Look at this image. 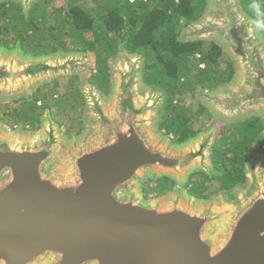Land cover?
Listing matches in <instances>:
<instances>
[{"label":"water","instance_id":"1","mask_svg":"<svg viewBox=\"0 0 264 264\" xmlns=\"http://www.w3.org/2000/svg\"><path fill=\"white\" fill-rule=\"evenodd\" d=\"M14 1L27 15L33 0ZM178 39L218 42L237 73L224 90L195 91L218 121L183 143L158 130L163 94L143 85L135 54L113 63L108 102L83 90V135L68 139L48 109L37 130L0 125V264H264V165L249 159L232 197L185 188L194 171L212 174L219 122L264 112V34L238 0H206ZM89 60L0 46V100L84 73ZM162 176L173 188L146 197L144 181Z\"/></svg>","mask_w":264,"mask_h":264},{"label":"trees","instance_id":"2","mask_svg":"<svg viewBox=\"0 0 264 264\" xmlns=\"http://www.w3.org/2000/svg\"><path fill=\"white\" fill-rule=\"evenodd\" d=\"M41 1L44 4L33 2L27 15L18 2H0V34L8 36L14 33L16 38L12 45L5 38H0V46L13 48L18 44L23 53L35 56L58 51L92 53L100 67L89 76V82L103 93L110 90L108 73L100 69L103 62L116 56L120 50L140 55L144 86L163 94L164 113L159 115L158 130L173 143H183L203 129V126L195 127L193 124L197 114L208 113L195 91L213 90L233 77V64L230 59H223L225 53L218 42L178 39L184 27L201 17L206 0ZM247 1H256L257 6H263L258 14L244 9L260 27L264 26V0ZM94 2H97L96 7L92 5ZM86 34H90L91 38ZM55 41L58 42L53 43ZM47 46L53 50L42 54L35 52ZM200 63L203 67L199 66ZM74 82H70L68 90L58 97H54V91L50 89L45 96L31 94L27 98L19 97L15 101H21V107L18 112L11 111L10 114L23 121L21 128L37 130L45 109L52 113L53 106H66L71 99L74 103H84L81 90ZM185 93L194 98L197 111L187 112L192 105L187 108L181 105ZM240 128L241 133L236 129L220 133L211 148L212 174L199 170L191 173L185 183L189 194L202 199L218 194L232 197L233 190L244 185V168L251 159L249 151L253 143L260 140L264 121L255 116L246 117ZM64 134L74 136L69 130ZM207 181L212 183L206 184ZM155 182V187L151 189L158 195L171 190L174 185V181L165 176Z\"/></svg>","mask_w":264,"mask_h":264},{"label":"rangeland","instance_id":"3","mask_svg":"<svg viewBox=\"0 0 264 264\" xmlns=\"http://www.w3.org/2000/svg\"><path fill=\"white\" fill-rule=\"evenodd\" d=\"M6 1H14V0H6ZM36 1H38V2H36ZM238 1L241 5L243 11L246 13V15H249V14L246 12L245 9H247L250 12H253L255 14H258L260 12V10H262V8H263V6H257L255 0H254L255 2L247 1V0H238ZM0 2H5V0L0 1ZM16 2H18V1H16ZM33 2H36L38 4H39V2H41L42 4H44V2H42L41 0H33ZM55 3L59 4L58 1H56ZM45 5H47V4H45ZM92 5H94L96 7L97 2H94ZM7 20L8 19H6L5 21H7ZM184 28H186V27H184ZM258 28L264 34V26L260 27L258 25ZM86 35L91 38L90 34H86ZM0 38L1 39L5 38L6 40H8L9 45H12L16 41L14 33H10L8 36H3V34H0ZM32 39H33V37H32ZM66 40H68V39H66ZM56 42H58V41H55L53 43H56ZM53 43H51V44H53ZM51 50H53L51 48V46H50V48H49V46H47V48L42 49V50L36 49L35 52L36 51L41 52L40 54H42V53H49V52H51ZM119 52L120 51H118V53ZM121 52H123V53L120 56L117 53L116 56L109 57L106 61L103 62V65L100 68L101 70H104L105 73H108L109 81H110V83H109L110 88H111L112 82L114 80V73H113V69H112L113 63L114 62L116 63V61L117 62L118 61L124 62L125 59L128 57V55H133V54H128L122 50H121ZM224 53H225L226 57L224 56L223 59H226V60L229 59L230 57L225 50H224ZM88 54L90 55V60H89L90 62H89L88 68L84 73L79 74L78 78H70V76L55 77V78L51 79L50 81L45 82V85L41 84L42 86L40 85L41 87H39L38 90H36V92L31 89L29 93L22 94V96L21 95H18V96L19 97L25 96L26 98L31 96V94H33L34 96H38V97L45 96L47 90L50 89L51 91H54V97H58L60 95H64V93L68 90L69 83L74 82V81H75L74 85L77 86V88H79L81 90V93H82L83 90H85V87L87 85H90L89 84L90 83L89 82V76L92 73H94L96 70H99L98 68L100 67V64L98 62H96L94 55L92 53H88ZM140 64H142V59L139 62V65ZM236 75H237V73L234 74L233 79L229 84V87L234 85L233 80L235 79ZM141 81H142V78H141ZM93 88L95 89V86H93ZM146 88L149 89L148 87H146ZM224 88H225L224 85H221V86H218L217 88H215L214 91L224 90ZM149 90H152V89H149ZM95 91L98 93L99 97L103 101L108 102L111 99L109 92L103 93V92H100L96 89H95ZM206 91H209V90H204V91H199V92H206ZM156 92L161 93L160 91H156ZM18 96L14 97L12 99H9V100H3V99L0 100V125L6 131H14L15 129H23V128H21L23 121L18 120L16 117L14 118L12 116V114H10L11 111L18 112L19 108L21 107V104H20L21 101H15V99L19 98ZM183 98L184 99L181 101L182 106H185L187 108L189 105H192L190 110L189 111L187 110V112H191V111L193 112V111L198 110V105L196 102H193L194 98L190 94L185 93L183 95ZM197 99L202 103V100L200 98L197 97ZM46 101L51 103V101L47 100V98H46ZM163 101L164 100L162 98V101L160 102V104L156 110V115L158 117L160 114L164 113V111L162 110ZM40 102L41 101H39L37 104H39ZM202 104L205 106L208 113L205 112V113L197 114V116H196L197 118L193 121V124L195 127L203 126L202 130H205V129L209 128L211 125L215 124L218 120L215 117V113L213 112V110L208 105H206L204 103H202ZM51 111H52V113L50 112V117L56 124H58V123L60 124L59 129L61 132H66L67 130H69L70 134L75 136V134L77 135V131L80 130V132L78 134L79 135L84 134V132H85L84 130L86 129V124H87V112L85 110V104L84 103L83 104L82 103L80 104L77 102L74 103V101H72V99H71V100H69V102L67 103L66 106H63L62 104L59 105V108L58 107L56 108V106H53L51 108ZM252 116H257L262 121H264V112L263 111H259V110L244 111V112L236 115L235 117L226 118L225 121L219 122L218 123V126H219L218 131L219 132L217 134V137L220 135V133L229 132L232 129H236L237 132L241 133L240 127L242 125V120L246 117H252ZM44 121L45 120H42V123L45 124ZM26 127H28V125H26ZM24 130H28V129H24ZM74 136H72V137L66 136V137L68 139H71V138H74ZM217 137H216V139H217ZM225 148L226 149L228 148L227 145L225 146ZM249 153L251 154L252 163L264 165V132H263L260 140L259 141L257 140L256 142L253 143ZM213 172H214V174L218 175V172H216V171H213ZM211 183L212 182L207 181L206 184H211ZM213 183H215V180H213ZM142 185H143V192H144L145 196L153 197L155 195H158V192L151 189L152 187H155V185H156L155 181L147 179L146 181H144V183ZM216 197L217 196L214 195L212 198H216Z\"/></svg>","mask_w":264,"mask_h":264},{"label":"built area","instance_id":"4","mask_svg":"<svg viewBox=\"0 0 264 264\" xmlns=\"http://www.w3.org/2000/svg\"><path fill=\"white\" fill-rule=\"evenodd\" d=\"M199 66H200V67H203V63H200Z\"/></svg>","mask_w":264,"mask_h":264},{"label":"flooded vegetation","instance_id":"5","mask_svg":"<svg viewBox=\"0 0 264 264\" xmlns=\"http://www.w3.org/2000/svg\"><path fill=\"white\" fill-rule=\"evenodd\" d=\"M107 93V92H106Z\"/></svg>","mask_w":264,"mask_h":264}]
</instances>
